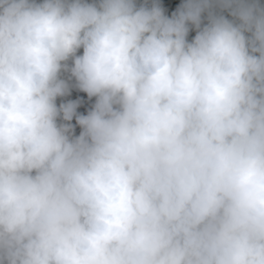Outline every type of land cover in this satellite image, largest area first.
<instances>
[{
    "label": "clouds",
    "instance_id": "9594fccd",
    "mask_svg": "<svg viewBox=\"0 0 264 264\" xmlns=\"http://www.w3.org/2000/svg\"><path fill=\"white\" fill-rule=\"evenodd\" d=\"M166 11L0 0V264H264V4Z\"/></svg>",
    "mask_w": 264,
    "mask_h": 264
},
{
    "label": "trees",
    "instance_id": "16d2710c",
    "mask_svg": "<svg viewBox=\"0 0 264 264\" xmlns=\"http://www.w3.org/2000/svg\"><path fill=\"white\" fill-rule=\"evenodd\" d=\"M160 2L165 7V9L167 10L166 12L171 13L182 2V0H160ZM260 2L262 4H264V0H260ZM194 35H195V31H191L189 33L188 39L191 40L192 37H194ZM82 52H83V49H80L77 54L80 55V54H82ZM69 64H71V61H69ZM68 75H69L68 73H65L66 78ZM70 84H74V80L70 81ZM70 100H79L80 104L77 108V112L80 114L86 115L87 112L91 109L92 105L94 104L95 97L89 99L87 97L86 93H83V92L79 91L77 88L72 87L70 95L65 96V97H59L57 99V105H59L60 103L68 102ZM58 122H60V123H71L74 126V134L79 135L81 129H80L79 125L76 124L75 117L70 122H65L63 120H60Z\"/></svg>",
    "mask_w": 264,
    "mask_h": 264
},
{
    "label": "rangeland",
    "instance_id": "374dc122",
    "mask_svg": "<svg viewBox=\"0 0 264 264\" xmlns=\"http://www.w3.org/2000/svg\"><path fill=\"white\" fill-rule=\"evenodd\" d=\"M166 14L170 15L171 13H167V12H166Z\"/></svg>",
    "mask_w": 264,
    "mask_h": 264
}]
</instances>
